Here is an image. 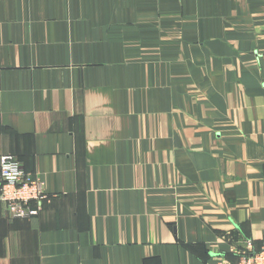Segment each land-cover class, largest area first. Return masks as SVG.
Masks as SVG:
<instances>
[{"label":"crops","instance_id":"0c3cea01","mask_svg":"<svg viewBox=\"0 0 264 264\" xmlns=\"http://www.w3.org/2000/svg\"><path fill=\"white\" fill-rule=\"evenodd\" d=\"M263 151L264 0H0V156L49 195L0 264H236Z\"/></svg>","mask_w":264,"mask_h":264},{"label":"built area","instance_id":"2783aa9c","mask_svg":"<svg viewBox=\"0 0 264 264\" xmlns=\"http://www.w3.org/2000/svg\"><path fill=\"white\" fill-rule=\"evenodd\" d=\"M262 158L264 160V151ZM48 200L44 182L39 177L25 171L15 156H0V202L11 218L33 217L41 210L42 203ZM245 243L247 252H240L236 264H264V244L258 250L251 251V240ZM217 264L232 263L221 257Z\"/></svg>","mask_w":264,"mask_h":264},{"label":"trees","instance_id":"16d2710c","mask_svg":"<svg viewBox=\"0 0 264 264\" xmlns=\"http://www.w3.org/2000/svg\"><path fill=\"white\" fill-rule=\"evenodd\" d=\"M17 159V158H16ZM18 160V159H17ZM19 161V160H18Z\"/></svg>","mask_w":264,"mask_h":264}]
</instances>
